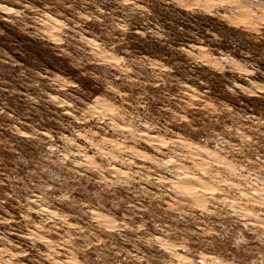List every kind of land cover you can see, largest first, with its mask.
I'll return each instance as SVG.
<instances>
[{"label":"rangeland","instance_id":"1","mask_svg":"<svg viewBox=\"0 0 264 264\" xmlns=\"http://www.w3.org/2000/svg\"><path fill=\"white\" fill-rule=\"evenodd\" d=\"M0 264H264V0H0Z\"/></svg>","mask_w":264,"mask_h":264}]
</instances>
